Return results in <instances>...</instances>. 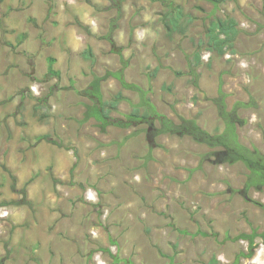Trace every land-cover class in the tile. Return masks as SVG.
<instances>
[{
  "label": "rangeland",
  "instance_id": "374dc122",
  "mask_svg": "<svg viewBox=\"0 0 264 264\" xmlns=\"http://www.w3.org/2000/svg\"><path fill=\"white\" fill-rule=\"evenodd\" d=\"M167 2L192 22L167 32L163 0H0V264H264V186L247 187L244 163L148 123L84 121L95 76L128 62L137 90L101 81L105 99L128 98L113 117L150 101L222 131L221 75L228 109L254 101L238 133L264 155V0ZM228 16L230 40L213 41ZM242 233L257 234L253 257Z\"/></svg>",
  "mask_w": 264,
  "mask_h": 264
},
{
  "label": "trees",
  "instance_id": "16d2710c",
  "mask_svg": "<svg viewBox=\"0 0 264 264\" xmlns=\"http://www.w3.org/2000/svg\"><path fill=\"white\" fill-rule=\"evenodd\" d=\"M109 1L118 5L119 0ZM206 1L213 4L214 7H219L228 0ZM163 3L166 6V11L161 14V21L167 32L177 29L184 21L187 23L192 22L193 18L185 14L181 6L175 5L173 2H167V0H163ZM236 26V22L230 16L214 18L210 26L211 39L215 41L223 35L226 36L223 43L229 41L230 35L235 31ZM214 32L215 35H213ZM83 56L86 59L94 60V54L91 48L85 50ZM128 64V62H123L121 68L113 71L109 70L102 77L95 76L89 88L84 92V95L90 100V103L86 104L84 121L94 118L99 123L102 131H106L107 127L111 125L129 129L142 123H148L153 128L155 135L168 134L178 137H190L194 142L203 144L209 149L206 153H202L201 157L209 158L215 163L234 164L242 162L251 170L250 182L246 184L247 187L259 188L264 186V155L261 154L255 145L249 146L243 143L238 133V127L246 123V120L244 121L240 118L238 114L239 109L252 107L255 104L253 100L238 101L232 109H228L222 90L224 82L220 75L218 88L221 96L215 99V105L219 118L225 121V127L222 131L211 132L207 130L199 124L198 119L195 117H185L179 114L177 115V120L170 118L166 114L159 112L156 106L150 101H141L139 104L133 105L129 113H124L122 118H115L111 115L112 112L120 113L119 104L123 100H128V98L122 90H119L110 99H105L101 92V81L108 79V77H113L119 81L122 89L137 90V85L128 81L125 76V68ZM193 71L194 69L192 68ZM195 77L199 79V75L196 74ZM194 85L196 87L199 86L197 80L194 82ZM12 178L16 180L14 176ZM22 192L25 194L26 188ZM24 201L21 200L18 204ZM256 237L257 234L255 233H242L237 236V240H246L249 244V252L243 254L245 257H253V244ZM240 257L241 254L238 255L235 264L239 263Z\"/></svg>",
  "mask_w": 264,
  "mask_h": 264
},
{
  "label": "crops",
  "instance_id": "0c3cea01",
  "mask_svg": "<svg viewBox=\"0 0 264 264\" xmlns=\"http://www.w3.org/2000/svg\"><path fill=\"white\" fill-rule=\"evenodd\" d=\"M35 258V257H34ZM33 259V258H32ZM35 261V260H34ZM37 263V262H36Z\"/></svg>",
  "mask_w": 264,
  "mask_h": 264
}]
</instances>
